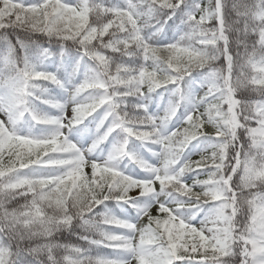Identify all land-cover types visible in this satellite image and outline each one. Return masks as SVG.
<instances>
[{"label": "snow or ice", "instance_id": "6c2138e0", "mask_svg": "<svg viewBox=\"0 0 264 264\" xmlns=\"http://www.w3.org/2000/svg\"><path fill=\"white\" fill-rule=\"evenodd\" d=\"M0 264H264V0H0Z\"/></svg>", "mask_w": 264, "mask_h": 264}, {"label": "trees", "instance_id": "16d2710c", "mask_svg": "<svg viewBox=\"0 0 264 264\" xmlns=\"http://www.w3.org/2000/svg\"><path fill=\"white\" fill-rule=\"evenodd\" d=\"M37 39H44L41 37H38ZM47 47L48 45L45 44ZM55 47V46H53ZM156 101H153V106H155ZM138 147V145H137ZM141 151H143L141 149ZM121 167L124 168L126 171H129L132 174L138 173L141 170L137 167H135L133 164L129 163L128 161H121ZM109 208H111L113 211L117 212V214H120L122 211H128L127 209H121L119 206L115 205V202H108ZM103 207V206H101ZM132 214H134V210H131ZM79 231V229H77ZM58 238L61 240H71L72 242H76L75 236L70 232H61L58 234Z\"/></svg>", "mask_w": 264, "mask_h": 264}, {"label": "rangeland", "instance_id": "374dc122", "mask_svg": "<svg viewBox=\"0 0 264 264\" xmlns=\"http://www.w3.org/2000/svg\"><path fill=\"white\" fill-rule=\"evenodd\" d=\"M54 93L55 94H57V95H61L62 93L59 91V90H54ZM69 111H70V109H69ZM37 129H33V131H36ZM89 143H90V140L88 141ZM194 159H198L199 157L198 156H196V157H193ZM87 171V170H86ZM132 194H135V192L134 193H132Z\"/></svg>", "mask_w": 264, "mask_h": 264}]
</instances>
